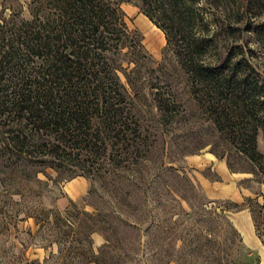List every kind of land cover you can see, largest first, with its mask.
<instances>
[{
    "label": "rangeland",
    "instance_id": "1",
    "mask_svg": "<svg viewBox=\"0 0 264 264\" xmlns=\"http://www.w3.org/2000/svg\"><path fill=\"white\" fill-rule=\"evenodd\" d=\"M30 2L0 0V17L29 20ZM120 9L148 56L134 74L122 63L128 82L119 73L135 117L119 138L75 142L34 167L17 159L32 150L0 130V157L11 158L0 159V264H264V181L223 149L163 33L134 1Z\"/></svg>",
    "mask_w": 264,
    "mask_h": 264
},
{
    "label": "trees",
    "instance_id": "2",
    "mask_svg": "<svg viewBox=\"0 0 264 264\" xmlns=\"http://www.w3.org/2000/svg\"><path fill=\"white\" fill-rule=\"evenodd\" d=\"M30 1L31 19L0 17V130L21 153L40 148L49 154L31 151L20 162L34 167L44 158L61 160L59 153L74 150L75 142L94 147L89 138H119L130 127L135 116L121 65L133 64L134 74L148 60L120 9L134 1L163 33L223 149L247 160L264 181V152L257 147L259 133L264 139V0ZM225 151L213 154L226 158L232 171Z\"/></svg>",
    "mask_w": 264,
    "mask_h": 264
}]
</instances>
